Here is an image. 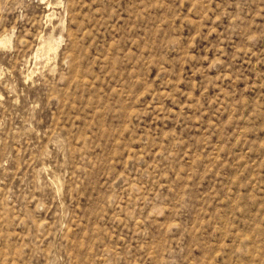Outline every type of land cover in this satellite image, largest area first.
Masks as SVG:
<instances>
[{"label":"rangeland","instance_id":"374dc122","mask_svg":"<svg viewBox=\"0 0 264 264\" xmlns=\"http://www.w3.org/2000/svg\"><path fill=\"white\" fill-rule=\"evenodd\" d=\"M0 264H264V0H0Z\"/></svg>","mask_w":264,"mask_h":264}]
</instances>
